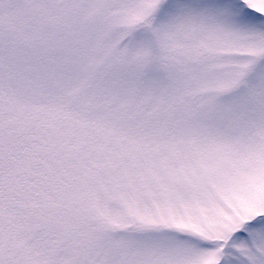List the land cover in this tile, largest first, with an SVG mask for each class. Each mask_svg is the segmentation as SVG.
<instances>
[{"label": "snow or ice", "instance_id": "obj_1", "mask_svg": "<svg viewBox=\"0 0 264 264\" xmlns=\"http://www.w3.org/2000/svg\"><path fill=\"white\" fill-rule=\"evenodd\" d=\"M0 264H264V0H0Z\"/></svg>", "mask_w": 264, "mask_h": 264}]
</instances>
